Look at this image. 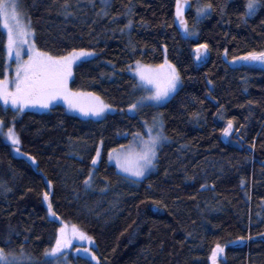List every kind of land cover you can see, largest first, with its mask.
Here are the masks:
<instances>
[{"label":"trees","instance_id":"obj_1","mask_svg":"<svg viewBox=\"0 0 264 264\" xmlns=\"http://www.w3.org/2000/svg\"><path fill=\"white\" fill-rule=\"evenodd\" d=\"M64 2L23 0L36 47L52 55L94 52L73 66L69 87L118 110L83 118L54 104L17 117L23 155L0 137V246L10 236L6 250L19 254L23 247L32 264H40L66 224L94 239V245L73 241L71 264H96L77 247H91L100 264H211L217 243L225 249L217 264H264V67L230 62L264 50V8L242 20L245 0H199L213 8L198 22L189 8L186 19L196 34L184 38L173 20L175 0H111L107 16L98 15L101 0L95 6L68 0L67 10ZM129 20L131 29L125 27ZM5 44L0 34V66L7 64ZM197 44L209 47L200 67ZM165 58L180 73L178 90L162 105L128 113L145 95L129 67ZM157 115L168 141L158 150L155 170L133 183L108 162V152L127 145ZM12 116L0 110L6 124ZM229 120L233 132L224 140ZM97 149L101 158L86 188ZM44 192L59 221L50 219Z\"/></svg>","mask_w":264,"mask_h":264},{"label":"snow or ice","instance_id":"obj_2","mask_svg":"<svg viewBox=\"0 0 264 264\" xmlns=\"http://www.w3.org/2000/svg\"><path fill=\"white\" fill-rule=\"evenodd\" d=\"M22 3L23 0H0V34H6V44L3 45V50L6 52L8 61L7 64L0 66L3 69L0 71V75L4 77L0 79V102H2V109L0 110L4 112L11 110L13 112L12 119L7 124L5 119L0 117V137L10 142L14 150L21 155L23 153H20L18 147L21 140L15 124L17 117L22 115L25 109L36 107L50 109L56 101L62 100L69 110L76 111L84 117L100 118L111 107L94 93L73 91L69 87V81L73 76V66L76 65L77 61L83 62L93 57L95 53L83 48L73 49L66 55H52L49 52L41 51L36 47L35 31L31 26L30 19L26 23L24 22V14L21 11ZM89 3L95 6V0H89ZM101 4L103 7L98 15L107 16L111 0H101ZM185 6L191 8L188 0H176V16L184 34L192 36L196 33L190 30L188 21L183 18ZM62 7L65 10L70 7L68 0H65ZM212 8V3L201 4L197 0L196 21L198 22L202 17L210 14ZM243 8L245 10L240 18L246 20L255 15L259 8H264V0H245ZM68 14L71 15V13ZM132 23L129 20L125 27L131 29ZM25 45H27L26 60L23 58ZM208 51L207 44L198 45L194 50L196 60H206ZM225 55H227V49H225ZM237 59L264 67V50L250 51L243 57L234 58L232 63H236ZM13 60L15 62V74L10 79L6 72L11 69ZM164 69L167 70L162 71ZM135 75L138 77V83L135 87H143L147 95L140 96L129 105L128 111L133 113L144 107L161 104L172 93L176 92L181 83L180 73L167 60H165L164 65L157 68L143 65L137 61ZM142 127L143 132L137 131L131 134L132 142L127 145L121 144L118 148H112L108 152L109 162H114L117 169L126 174L125 178L135 177L138 180L145 177L150 170L155 168L158 150L168 140V137L164 135L162 118L153 117L151 123L144 121ZM233 128V121L229 120L227 126L223 129V135L225 137L230 136ZM101 144H103V141H101ZM100 158L101 152L97 149L96 157L91 161L92 171L88 173L87 178L83 181L86 188L92 186L95 166ZM29 159L33 164L36 163L34 157H29ZM135 182L137 181L133 180V183ZM241 183L244 182L241 181ZM48 186H51V181L48 182ZM0 187L5 186L0 184ZM6 190L11 191V189ZM102 191H106V189H102ZM43 200L47 202V211L52 222L59 221L60 218L53 208L48 192L43 193ZM74 240L94 245L93 237L77 225H72L69 231L68 226L64 224L58 228L54 246L45 249L44 264H67V250L73 247ZM10 244L11 237L9 236L4 241V246H0V264H32L31 256L25 253L23 247H21L19 254L14 250H6ZM224 250V247L219 243L216 244L211 253V264H217L218 257L224 253ZM75 251L77 253L83 251L85 255L90 257L91 261L100 264L99 258L91 247H84L83 249L77 247Z\"/></svg>","mask_w":264,"mask_h":264},{"label":"rangeland","instance_id":"obj_3","mask_svg":"<svg viewBox=\"0 0 264 264\" xmlns=\"http://www.w3.org/2000/svg\"><path fill=\"white\" fill-rule=\"evenodd\" d=\"M194 1V4H193V7H191L192 8V10H193V12H194V16H195V18H196V4H197V0H193ZM27 20L28 19H26L25 18V16H24V22L26 23L27 22ZM190 30H193L194 32H196L194 29H192V28H190ZM193 36H195V35H192V37ZM31 42V41H30ZM24 52H25V55H24V59L26 60L27 59V45H25L24 46ZM165 60H167L166 58L163 60V62L162 63H160V64H146V63H143V62H140L141 64H143V65H147V66H151L152 68H157L158 66H160V65H164L165 64ZM168 61V60H167ZM232 61H233V59H231V64L232 65H240V60L239 59H237L236 60V63H232ZM79 61H77V63H78ZM7 63H8V61H7ZM168 63L169 64H171V65H173L171 62H169L168 61ZM135 64H136V62L135 63H133L130 67H129V69H128V73L129 74H131L135 79H136V81H137V83H138V77L135 75ZM258 66H260L259 64H257ZM167 69H164V70H162V71H166ZM6 74L8 75V77L11 79V78H13L14 77V74H15V62H14V60H13V62L11 63V69L10 70H8L7 72H6ZM180 85H181V83H180ZM180 85H179V87H180ZM146 87H151V86H146ZM178 87V88H179ZM142 89H143V87H141ZM178 88H177V90H178ZM176 90V91H177ZM74 91V90H73ZM175 93V92H174ZM174 93H172L170 96H169V98L174 94ZM145 95H147V93L145 92ZM144 95V96H145ZM168 98V99H169ZM167 99V100H168ZM167 100H165L164 102H162L161 104H158V105H162V104H164ZM1 103V105H2V102H0ZM105 103V102H104ZM54 104H61V105H63L64 107H65V109L69 112V113H71V114H73V115H76V116H79V117H83V118H95V117H84L83 115H81L80 113H78V112H76V111H73V110H69V108H68V106L62 101V100H60V101H56ZM53 104V105H54ZM107 104V103H106ZM109 105V104H108ZM111 106V105H110ZM128 108L129 107H127L126 108V111L128 112V113H131V114H133V112H129L128 111ZM27 110H41V108H39V107H36V108H28V109H25V111H27ZM118 110V108H116V107H114V106H111L110 107V110L109 111H107V112H105V114H104V116L106 115V114H108V113H111V112H115V111H117ZM135 113V112H134ZM104 116H102V117H104ZM102 117H100V118H102ZM156 118H158V119H161L162 117L160 116V115H157L156 116ZM163 120V119H162ZM164 135H165V133H164ZM166 136V135H165ZM145 138H147V137H145ZM168 141V140H167ZM167 141H165L164 143H166ZM130 142H132V137H131V140L129 141V143ZM128 143V144H129ZM163 143V144H164ZM138 150V149H137ZM108 162H109V160H108ZM110 164H112V165H114L115 166V163L114 162H109ZM115 168H116V170H117V172H119V173H121L120 171H119V169H117V167L115 166ZM155 170V168L154 169H152V170H150L147 174H146V176L148 175V174H150L151 172H153ZM121 174H123V175H125L126 176V174H124V173H121ZM131 179H133V180H137V178H135V177H131ZM140 179H142V178H139L138 180H140ZM40 263V262H39ZM40 264H44V261H42ZM67 264H71V263H68V260H67Z\"/></svg>","mask_w":264,"mask_h":264},{"label":"water","instance_id":"obj_4","mask_svg":"<svg viewBox=\"0 0 264 264\" xmlns=\"http://www.w3.org/2000/svg\"><path fill=\"white\" fill-rule=\"evenodd\" d=\"M188 4L191 5V0H188ZM188 10H189V8H188L187 6H185L184 17H183L185 20H187V19H186V14H187ZM173 20H174V24H175L177 30L180 32V34H181L184 38H188V36H186V35L184 34L183 29L180 27L179 19H178L177 16H176V0H175V4H174ZM198 45H200V44H197L196 46H194V48H193V54H194V62H195V64H196V66H197V67H200V66H202L203 64H205V63L208 61V58H209V51H208V53H207V58H206V60H204V61H197V60H196V56H195V52H194V50L197 48ZM240 64L243 65V66H253V65H254V64H250V63H248V62H246V61H242V60H240ZM255 65H256V64H255ZM232 132H233V130H232ZM230 136H231V135H230ZM230 136L225 137V136L222 134V138H223L224 140H227Z\"/></svg>","mask_w":264,"mask_h":264}]
</instances>
